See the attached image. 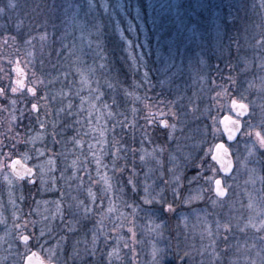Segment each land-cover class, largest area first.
Listing matches in <instances>:
<instances>
[{"label":"rangeland","instance_id":"obj_1","mask_svg":"<svg viewBox=\"0 0 264 264\" xmlns=\"http://www.w3.org/2000/svg\"><path fill=\"white\" fill-rule=\"evenodd\" d=\"M14 2L17 7L12 9L10 0H0L5 9L0 14V88L5 90L0 95V164L9 165L13 156L23 158L28 152L31 159L24 161L36 169L37 183L22 182L9 167H0V264H24L22 232L32 237L31 251H39L48 261L51 250L56 264H264V148L258 143L254 146V135L244 134L249 131L247 125L237 141L228 143L235 163L231 175L223 177L228 194L218 199L214 183L205 179L222 176L211 154H205L223 139L220 118L232 112V98L239 100L243 94L252 113L243 123L248 121L254 130L264 131L260 127L264 44L258 43L264 39L262 0H92V9L89 2L83 7L82 0ZM108 10L115 17L104 16ZM97 25H103L99 32ZM106 27L111 33L104 32ZM147 42L151 46L145 51L142 47ZM17 61L26 70V86L36 88L35 96L27 89L11 91L17 80L13 70ZM135 64L159 80V84L155 78L146 85L144 91L149 90L150 95L144 107L134 95L131 99L123 96L126 91L144 95L134 93L126 83ZM78 68L88 77L90 87L81 83ZM89 68L95 71L89 72ZM37 79L43 83H34ZM97 81L104 93L99 101L94 91ZM113 97L117 104L112 103ZM82 98H88L83 105ZM89 100L99 109L91 117ZM69 102L71 109L67 108ZM33 103L39 111L32 110ZM103 104L110 107L105 109ZM108 111L115 115L109 117ZM121 112L122 178L116 170L118 159L116 168L112 166ZM156 113L165 115L156 119ZM133 119L135 126H128ZM162 119L176 124L171 138V130L155 122ZM40 121L46 123V132ZM93 127L107 130L106 144ZM40 133L43 138L33 142L31 138ZM73 138L82 141L83 147ZM157 145L165 149L162 154L156 152L162 164L141 151L151 153ZM37 149H43L44 155ZM92 152L101 158V174L107 172L111 177L113 190L106 195ZM73 160L77 161L75 169ZM174 166L179 184L172 179ZM200 172L203 175L198 176ZM130 176L137 185L135 192L128 184ZM145 183L150 195L161 193L173 211L167 210V203L145 205ZM177 187L178 196L173 192ZM88 188L98 199L85 216L77 202L89 204ZM109 201L116 210L102 219ZM133 202L140 209L134 225L129 224L130 215H121L131 213L127 205ZM25 222V228L15 227ZM121 223L124 226L118 228ZM225 224L230 231L224 229ZM129 227L135 231L134 240ZM93 235L97 237L95 248ZM154 247L160 250L155 258ZM113 248L119 250L120 258L114 255L109 260L107 254Z\"/></svg>","mask_w":264,"mask_h":264},{"label":"snow or ice","instance_id":"obj_2","mask_svg":"<svg viewBox=\"0 0 264 264\" xmlns=\"http://www.w3.org/2000/svg\"><path fill=\"white\" fill-rule=\"evenodd\" d=\"M262 4H264V0H262ZM9 7L12 8V9H15L17 7V4L14 2V0H10ZM68 7H73V5L69 4ZM75 7L79 8V5H76ZM94 7H95V5L92 3V0H89V8L92 9ZM104 8H105V10L108 9L107 4L104 5ZM4 12H5V9L3 7H0V14H2ZM102 27H103V25H97L96 26L97 31L99 32ZM45 38H46V35L41 37V39H45ZM13 39H15V38H13ZM29 42L30 41H25V43H29ZM129 43H131V42H129ZM258 43L264 44V39H262ZM30 55H31V53H30ZM141 56H143V54H141ZM262 66H264V64H262ZM100 67L103 68V67H105V65H101ZM15 71L18 74L19 77L26 78L27 74L25 73L23 68L19 67V61H17V67L15 68ZM77 71L80 72V74H81V83L84 86L90 87V81H89L88 77L84 74V72L81 71L79 68L77 69ZM88 71L89 72H94L95 70L92 69V68H89ZM63 75L65 77H67L68 73H63ZM33 77H35V73L34 72H33ZM144 79L145 80L149 79L147 71L144 72ZM229 79L231 80L232 77H229ZM34 83H36V84L43 83V80L42 79H37V80L34 81ZM106 83L108 84L109 88H114V85L112 83L107 82V81H106ZM24 87H25L24 79H17L15 81V85L11 87V91L13 93H16L17 91H19L21 88H24ZM94 91L96 93L95 100L99 101L101 99V97L104 95V93L100 91L99 82L98 81H97V88ZM28 92L31 93L33 96H35L36 95V88L35 87H29L28 88ZM4 94H5V90L3 88H0V95H4ZM127 94L128 95H134L133 93H127ZM225 94H227L226 90H225ZM135 98L139 99V97H135ZM179 98L180 97H178V99ZM44 99L45 100L47 99V94H45ZM84 99H88V98H82V105H83V100ZM11 103L15 104V101H11ZM112 103L113 104H117L118 103V101L116 100L115 97L112 98ZM230 106H231L232 109L236 110L237 115L240 116V117L249 116V115L252 114V113H250L249 104L243 102V94H241V98L239 100L236 99V98H232ZM102 107L105 108V109H108L110 106L107 105V104H103ZM67 108L68 109L72 108L71 102L68 103ZM260 108H261L260 127L262 129H264V104H261ZM32 110L39 111L38 105L33 103L32 104ZM63 110H64L63 108L60 109V111H63ZM93 110L99 111V109H97V107H96V104L93 103L91 100H89V113H88L89 117H91ZM132 112H133V114H135L136 109L133 108ZM103 115H104L103 113L100 114V117L97 118L98 121L103 117ZM107 115L109 117H113L115 115V113H113L112 111H108ZM149 115H151V113ZM160 115L163 116L165 114L164 113H160ZM171 115L173 117H176V113L174 111L171 112ZM125 120H127V117H125ZM213 121H214V124H215V122H216L215 118H213ZM153 122H154V118L148 120V123H153ZM155 122L158 123L160 126H162L164 129H170L171 130L168 133L169 138H171L172 133H174L176 131V124L175 123H171L170 124L168 119H162V120L155 121ZM123 123H124L123 121H117V124H123ZM223 124H224L223 131L227 133V136H228L229 140H234L236 138V134L239 133L241 131V129L245 125H247V127L249 128V131L245 132L244 134L247 135V136L254 135L255 138H256L255 141H254V146H255L256 143H258L261 148H264V131L254 130V126L251 125L248 121H245L244 123H242L240 119H233L232 117L229 116V117H225L224 118ZM128 126L134 127L135 126V120L133 119L132 121H129L128 122ZM55 127H56V124H55V122H53V128H55ZM115 127H116V125H113V127H112L113 133H114ZM40 128L44 129L45 132H46V123L44 121H40ZM98 130L100 131V136L103 139V142L106 144L107 143V139L105 137V131H107V130L106 129L105 130H100L97 127H93L92 128V131H94V132L98 131ZM216 130L218 131L219 129H216ZM43 135H44L43 133H40V134H38V137H33L31 139L34 142L36 138L42 139ZM145 135H147V133H145ZM52 136L53 137L56 136L55 131L52 132ZM73 139L75 140V138H73ZM75 143L77 145H80L81 148L83 147V142L82 141L75 140ZM13 147H15V145ZM92 147L93 146L90 144L89 148L91 149ZM114 147H115V153H114V159H113L112 166L115 169L116 168V160L120 159L119 153L121 151V148L118 147V146H115V145H114ZM214 149H215V153L214 154H212L213 153V149L209 148L208 152L205 155L211 154V160L218 163L219 169L222 170L225 174L230 173L232 171V169H233V162L230 159V155L231 154H230L229 148L226 147V145L224 143H216V144H214ZM157 150L161 154L165 151L164 147L160 146V145H157V147L154 148L151 153H147L146 150L141 149V151L144 152L145 155H148V156H151L153 158H156L157 162L162 164V161H160L159 158L156 156ZM132 151L135 152L136 149H132ZM37 152H38L39 155H44V150L43 149H37ZM91 154L93 155V157H95V163L97 165V176H99L100 179L103 181V184H104L103 192L106 195L107 193H109V192H111L113 190V184L111 182V177L108 176L107 172H104L103 174H101V172H100V168L102 166L101 165V158L96 154V152H92ZM252 154H253L252 151H250L249 155L251 156ZM22 156H23V160H25V161L31 159V157L29 156L28 152L23 153ZM6 158H7V154H6ZM140 159L143 161L144 160V155H142L140 157ZM170 161H175V157H171L170 156ZM72 166H73L74 169L77 167V161L76 160L72 161ZM0 167H10L11 173L13 174L14 178L21 179V180H23L25 177L31 178L33 176V174H34L33 168L28 167L25 163L22 162L21 159H12L10 165L0 164ZM103 167L106 168L107 166L103 165ZM125 167H126V164H125ZM201 168H203V165H201ZM83 170H84L85 174H87L89 177L91 176V173H90V171H89V169L87 167H85ZM116 170L117 171H123V167H121L119 169H116ZM210 170H212L214 173L216 172V169H211V166H210ZM170 171L173 172L172 179L174 181H176L177 184H179L180 175L176 174L175 166H174L173 169H170ZM132 172H133V176H134L135 172H136L135 168L132 169ZM201 175H203L202 172L198 173V176H201ZM133 176H130L128 178V184L131 185L132 191L135 192L137 190V185H136V183H135V181L133 179ZM205 179H207L210 183H214V191H215V194H216L218 199L221 198V197H225L227 195V189L222 186V183H223L222 179L214 178V177H205ZM261 179H264V178H261ZM9 182L11 183V181H9ZM32 182L34 183V181H32ZM83 183H84V181H83V178L81 177L80 178L81 186L83 185ZM149 188H150V186L147 183H145V186H144L145 195H144V197H142L143 203L145 205H151V204H153L154 201H156L157 203H161V204L167 203L166 201L163 200V198L161 196V193H157L156 196H151L150 192H149ZM173 192H174L175 195L178 196L179 195V187L174 188ZM87 193H88V196L90 197L89 204H85L84 201H78L77 202V207L80 208L83 211L85 216H87L89 213H91L93 211L94 206L96 205L97 199H98L97 198V194L95 192H93L92 188H88L87 189ZM73 199H75V198H73ZM213 203H215V201H213ZM100 204H101V206L103 205V201L102 200L100 201ZM127 206L132 209L131 213H129V214L122 213L121 215H130L132 217V219L129 221V224H133L134 225L135 214L140 210L139 206L135 202H133L132 204H129ZM71 207H72V205L70 204L69 208H71ZM57 210H58V212H60L61 218H62L63 217V213H62V211L60 209V205L59 204L57 205ZM115 210L116 209H115L114 202L113 201H109V206L106 209V212L105 213H101L102 219L104 218L106 213H112ZM167 210L168 211H173V207H172L171 203H167ZM70 223H71V221H70ZM26 224H27V222H25V224H17V225H15V227L23 229V228L26 227ZM102 226L103 225H102V220H101V227ZM123 226H124L123 223H121V225H118L117 227L119 228V227H123ZM219 226L220 225L218 224V227ZM160 227H161V225H156V228H160ZM223 227H224V229L226 231H230V226L228 224L223 225ZM253 227H255V225H253ZM261 227H264V222H262ZM70 231H71V229H70ZM128 231L132 234V238L134 240L135 231H134L133 227H129ZM40 235L41 236L44 235L43 228L41 229ZM105 235H107V234H105ZM31 238L32 237L30 235L25 234L23 232L19 236V239L23 242V244L25 246V253L21 257V259L24 262V264H54V262L51 259V257L55 256V253L52 252L51 250H49V260L47 262L43 258H38V253L37 252L31 251V249L28 247L29 241L31 240ZM121 239H122V237H121ZM96 241H97V237L95 235H93V248H95V246H96ZM127 246L128 245L126 243L125 247H127ZM159 251H160L159 249H156L155 247L153 248V256H154V258L156 257V255H157V253ZM92 254L94 255L95 253L93 252ZM77 255H78V253H77ZM107 255H108L109 260H111V258L114 255L116 256L117 259L120 258L119 257V250L117 248H113L112 251L109 252ZM184 255L187 256L188 253H185ZM216 255H218V254H216Z\"/></svg>","mask_w":264,"mask_h":264},{"label":"trees","instance_id":"obj_3","mask_svg":"<svg viewBox=\"0 0 264 264\" xmlns=\"http://www.w3.org/2000/svg\"><path fill=\"white\" fill-rule=\"evenodd\" d=\"M88 2H89V0H82V2H81L82 3V6L83 7H86V5L88 4ZM114 2H115V0H114ZM83 3H85V4H83ZM113 4H111V6L114 9ZM109 11L110 10H108L107 12H105L104 16H106V17H115L114 11L113 10H111V12H109ZM104 24L106 25V23H104ZM105 30L106 31H104V32H108V33H111V31H112L109 27H106ZM108 33H107V36H109ZM150 46H151L150 42H147V44H144L143 45L142 49L145 50V51H147L150 48ZM108 47H110V46H108ZM136 49H138V48L135 47L134 50H136ZM127 64H130V62L128 61ZM140 68H141V64H140V67H138L137 64H135L134 67H132V69H130V72L127 74V77H126V79H127L126 83H127V85H130L131 86V90H134V93H139L140 92V94H142V93L144 94L142 97L141 96L139 97L138 95L135 96V94H134V99H135V97H139L140 100L142 98L141 102H139V99H136V100L138 101V104L140 103L141 105L144 106L145 105V100H147L148 99V96L150 95L149 90L148 91H144V90L147 89L146 88V85H148V83L149 84L152 83L153 79H155V78H156V84L158 83L159 80L154 75H148L149 76V79L148 80H145L144 79V71L141 70ZM153 84H155V83L153 82ZM125 90H126V86H125ZM126 92L127 93H133L132 91H126ZM126 92L124 93L123 96L124 97L126 96L127 98H130L131 99V96L132 95H128Z\"/></svg>","mask_w":264,"mask_h":264},{"label":"flooded vegetation","instance_id":"obj_4","mask_svg":"<svg viewBox=\"0 0 264 264\" xmlns=\"http://www.w3.org/2000/svg\"><path fill=\"white\" fill-rule=\"evenodd\" d=\"M17 67V65L13 68V70L15 71V68ZM19 67H21V68H23L22 66H20L19 65ZM24 69V68H23ZM25 71V73H26V70H24ZM17 79H24V83H25V87L24 88H21L22 90H24V89H27L28 90V88L29 87H31V86H26V80H27V76H26V78H21V77H19L18 76V74H17ZM29 93V92H28ZM29 94H31V93H29ZM121 103H122V100H121ZM148 103V102H147ZM146 105V104H145ZM147 106V105H146ZM144 107V106H143ZM250 108V107H249ZM231 113H224V114H232V115H234L233 114V110H232V108H231ZM250 112H251V109H250ZM223 114V115H224ZM155 115V117L154 118H160L161 116H160V114L159 113H156V114H154ZM248 116H245L243 119H245V118H247ZM119 121H123V119H122V112H121V115H120V118H119ZM223 139H224V135H223ZM222 139V140H223ZM118 147H120L121 148V151H120V153H119V156H120V159H118V169L119 168H121L122 166H123V150H124V148H123V140H124V137H123V124H119V133H118ZM13 142V141H12ZM219 142V141H218ZM14 145V144H13ZM12 157V156H11ZM15 158H20L24 163H26L27 165H29L31 168H33V170H34V174H33V176L31 177V178H28V177H25L23 180H21V179H18V180H21L22 182L23 181H25L26 179H29L30 180V182L32 183V184H35V183H37V179L34 177L35 176V173H36V169L31 165V164H29V163H27V162H25L24 160H23V158L20 156H18V155H15V156H13L12 158H11V160L12 159H15ZM210 159H211V156H210ZM11 160H10V163H11ZM212 162H214V161H212ZM10 163H9V165H10ZM214 164H215V166L218 168V170L217 171H219L220 172V170H219V167L217 166V164L214 162ZM10 168V167H9ZM11 171V170H10ZM94 171V170H93ZM119 174H120V177L122 178V173H123V171H117ZM221 173V172H220ZM222 175V174H221ZM223 177H225V176H219V177H217V178H222V180H223V185H224V187L228 190V188L225 186V182H224V178ZM17 179V178H16ZM32 181H34V183L32 182ZM213 191H214V188H213ZM214 193H215V191H214ZM227 194H228V191H227ZM221 198H224V197H221ZM37 251V250H36ZM39 252V251H38ZM40 253V252H39ZM41 254V253H40ZM42 255V254H41ZM42 257H43V255H42ZM44 258V257H43ZM45 259V258H44ZM46 260V259H45Z\"/></svg>","mask_w":264,"mask_h":264},{"label":"water","instance_id":"obj_5","mask_svg":"<svg viewBox=\"0 0 264 264\" xmlns=\"http://www.w3.org/2000/svg\"><path fill=\"white\" fill-rule=\"evenodd\" d=\"M232 110H233V114H234V115H232V114H224V115H222V117L220 118V126H221V130H222V132H223V135H224V139H223V140H220L219 142H217V143H224V144L226 145V147H228V148H229L228 143H233V142H235V141L238 140L241 131H240L239 133L236 134V138H235L234 140H229V139H228V136H227V133L223 131V129H224V124H223L224 118L230 116V117H232L233 119H240L241 122L243 123L242 119L245 117V116H244V117H240V116H238L237 113H236V110H234V109H232ZM241 130H242V129H241ZM229 151H230V154H231V155H230V159H231L232 162H233V169H232V171H231L230 173H228V174H225L222 170L219 169L220 172H221V174H222L223 176H230L231 173H232L233 170H234V167H235L234 157H233V154H232L230 148H229ZM214 153H215V149L213 148V153H212V154H214ZM15 159H20V158H15ZM22 162H23V161H22ZM214 162H215V161H214ZM23 163H24V162H23ZM215 163H216L217 166L219 167L218 163H217V162H215ZM25 164H26V163H25ZM26 165H27V164H26ZM27 166L30 167L29 165H27ZM219 179H222V178H219ZM222 182H223V180H222ZM222 186L224 187L223 183H222ZM227 191H228V190H227ZM33 252H37V253H38V258H43L42 255H41L38 251L33 250ZM43 259H44V258H43ZM44 260H45V259H44ZM45 261L47 262V260H45ZM54 264H56V263H54Z\"/></svg>","mask_w":264,"mask_h":264}]
</instances>
